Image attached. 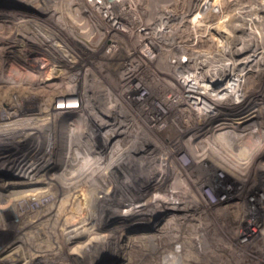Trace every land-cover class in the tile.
Listing matches in <instances>:
<instances>
[{
  "label": "bare ground",
  "instance_id": "bare-ground-1",
  "mask_svg": "<svg viewBox=\"0 0 264 264\" xmlns=\"http://www.w3.org/2000/svg\"><path fill=\"white\" fill-rule=\"evenodd\" d=\"M123 1L124 0H87L88 6H86L85 2L82 0V3L78 4L79 9L83 13H88L90 17L94 19L95 28H98L101 31V39L103 37L102 41L100 39V42L96 44V47H92L95 44L92 43L93 45L91 46L88 42L89 40L86 41L84 36L83 39L85 40V45H87L86 48L88 49L87 57L93 58L94 65L96 66H94V69L92 67H89L88 69H79V66H77V63L75 62L70 69L72 78L68 75L65 81V87L72 92H76L75 95H77V98L80 97L81 99L79 103L77 102V106H79L75 107L76 110L82 108L84 112L86 111L85 114L96 118L95 122L99 127L105 126L108 132L97 145L94 143V145L89 147V150H86H88V152L98 150L99 152L106 149L107 142L115 136L116 130L125 126V122L127 121L125 117L132 116V119L129 121L132 123L131 128H134V144L138 145L139 137L150 139L152 142L158 143V145L165 141H179L181 143L180 146H182L184 150L182 149V152L178 150L174 153L176 156H182V158L188 157L190 163L187 164L183 161L184 159L182 160L180 157L177 159L173 155V158H169L175 145L166 146L168 148L163 147V150L161 149L163 153H161V156H158L159 158L162 157L160 161H152V163L148 165L149 167L147 166V172H149L151 176L149 183L147 185H145V183L144 185H141L140 182H137L144 178V176H142L144 168L141 171L134 169L131 177L135 183L134 187L132 186V188H135V192L132 199H130L131 201H119L118 198L117 201L108 203L111 204L112 207H104L102 220L99 221L98 218L97 220L99 223L96 225L94 224L96 221L92 222L94 226H91L96 227L98 230L101 228L103 222L109 221L112 218H117V220L120 219L121 222L126 223L125 221H128L133 213H139V211L147 210L148 212L155 209L170 211L172 212L170 221H167L163 227H160L157 236H155L158 241L157 247L162 251L163 257L161 258L162 260L160 259L159 264L166 263L170 259H173L171 260L173 261L172 264H201L202 261L204 264H264V230L258 235L255 234L264 224V219L260 220L254 216H250L252 212L249 213L246 204L249 198L246 188L250 187L248 185L252 180L251 174L254 172L253 170L260 167L264 171V164L259 166L261 159L264 158V5L260 3L261 5L259 8V12L263 13V17L255 15L252 16L249 21L242 17V21H237L236 23H233L236 18H231L229 21L223 23L219 22L220 24H216L209 28L214 31L218 38L224 40V43L221 45L218 43L219 46L216 47V52H212L218 57L215 56L212 58L213 56L209 57L211 51H207L205 55H202V51L197 50L198 48H196L197 44L201 43L200 39L202 36L200 32L197 31L195 33V38H190L189 36L186 38L181 35H176L178 33L175 32L181 29L184 25L177 24L178 26H173L170 23L171 17L174 16L171 11L162 9V11H166L167 17H163L164 15L160 16V20L161 22L167 20V23L164 26L161 24L159 28L155 29L151 26L152 23L147 24L148 22L146 21L145 24L144 18L132 19L131 16L126 17L127 12L122 6L120 7L121 2ZM192 1L191 7L196 9L198 7V3L196 2L199 0ZM51 6L54 8L57 7L55 4L54 6ZM239 18L241 19V17ZM141 22L145 24L140 25L143 27L138 26ZM251 23H255L254 27H252L254 29L256 27L258 32H256L255 35L253 33L251 35L249 32L247 33L248 35H240L249 30L248 26ZM87 26L88 25L84 23V25H80L79 27L80 29L87 30ZM82 31L80 32L84 35L85 31ZM211 34L209 32V36ZM192 40L194 43L197 42V44L194 45L195 47L191 45ZM118 43L124 46H119ZM8 47L9 45H7V42L0 39V62L3 64L7 63L10 59ZM74 57L79 61V55L76 54ZM103 58H107L108 60V62L106 61L109 68L107 73L110 76L116 73L115 81L119 92L118 96L115 95L117 98L109 104L110 106L108 108H99L95 104L94 98L89 94L90 89L93 87V85L90 84L89 79H91L92 76L99 80V77L101 76L100 74L103 73V68L106 65L102 63ZM117 66L120 67L118 68ZM11 72L7 75L10 78L23 77L22 74H19V71L17 72L18 76L15 75L16 73L13 74ZM3 74L4 70H0V84L5 82L4 78L1 77ZM48 76L49 75L47 74L46 77H43L47 78ZM137 77L140 79L139 82L142 83V86L149 91V94H147L149 96L141 98L136 107H131L128 104L129 101L124 98L125 93L127 92L125 89L128 88L134 90L136 83L133 84V80L137 79ZM13 80L16 79L10 81L8 78L6 81H8V83H14L15 81L13 82ZM18 83H21V81L19 80ZM78 84H80L79 90L76 88ZM51 87L52 85L50 86L48 84V88L51 89ZM48 94H50V92ZM57 99L58 98H56V100ZM67 99L69 98L67 97ZM258 99H261V102L254 103V106L258 105V107L255 108L252 106V100ZM58 100L60 101V99ZM153 100H157L166 112L162 113L159 107H155L156 104L153 103ZM25 102L26 101L19 98L14 104H4L7 106L6 108L4 106L2 107V104L0 105V155L11 152V154L14 153L17 156L23 157L24 160L29 164H32V166L37 165L41 167L42 163H46L50 168L51 165L48 162L49 157H45L50 154L46 148L47 145L38 147V145L33 144L40 139L43 132L45 133V129L41 127V125L39 127L36 126L38 123L34 126L32 123L33 119H31L32 122L29 120L31 123L27 122V119H22L25 109H27L24 105ZM153 108L156 109L155 112L157 113V116L152 110ZM58 109L59 111L57 114L60 113L61 106H59ZM80 115L82 116V113ZM37 121L38 120H36V122ZM169 131H173L172 137L169 136L170 138H165V133L170 135ZM70 132L67 133L69 139H67L68 136L66 138L69 140V143L67 144L68 154L63 159L53 162H57L59 165L63 166V168L68 167L69 169V166L74 167L72 168L74 169V177L71 176V178H66L68 177L66 176L67 172L66 174L64 173L66 177L63 176V172H59V174L55 175V179L58 180L65 191L60 199L53 198L49 194V191H51L53 186L51 180H49L47 184H44L42 181L36 184L23 181L10 184L9 186L13 190V193L11 194L9 192V194H14V197L11 199L10 196L11 200L5 202L4 205L0 204V230H5V228H7L8 224L6 219L8 218L12 217L19 220V218L26 216L31 217L38 213V215H41L40 211L37 212V206L41 205L40 202L36 203L37 201H51V203L53 201H64L65 205L67 201L74 202L76 190L78 187L82 186L76 184L75 178L79 179L80 177L87 175L86 173H88L87 171L90 169V166H88L90 161H86L87 159L85 158L88 152L82 148L87 144L85 140L86 138L83 135H80L78 138L76 137V139H73L75 137L73 136L74 133L73 131ZM13 139H15V141ZM10 140H13L16 144ZM255 145L257 146L254 147ZM235 148L238 149L236 154L232 153L233 150L235 151ZM80 156L84 157L85 160L83 161L80 158V160L83 161L80 163V161H77L76 159L77 162L74 163L75 158ZM251 157H253L252 163H250ZM110 164L112 163L110 162ZM195 166L197 169H207L208 175L206 180H199L196 177ZM194 169L195 172L192 173ZM218 170L223 171L226 177H233L236 179L238 183L240 182L241 187L240 189L234 190L224 189L227 193V204L220 209L211 211L213 204L209 202L208 197L203 193V187L209 186L214 197L217 196V192L213 191L210 183L213 179H209V177L213 178ZM210 172H212V175H210ZM178 174L181 175V179H177L176 181L175 179L178 177ZM116 182H118V180ZM2 185L0 184V201L5 199V192H7V187H3ZM44 185L47 186L49 191L37 193L42 187H44ZM170 187H174V191H170ZM155 188V191L151 190ZM149 191L154 193L151 192L152 194H149ZM99 198L101 199V197ZM22 201H24V205ZM26 201H32L33 204L31 202L26 203ZM237 201H240L239 203H241V206L236 209L234 212L235 215H233V221H238V226L236 227V231H234L232 226L227 224L223 226L224 223H222L219 218L221 214L228 212L231 205H233V202ZM52 205L54 204L52 203ZM237 205L239 204L237 203ZM74 206L77 207L78 205ZM252 207L253 210L262 212L264 211V202L257 200V202L253 203ZM84 208H87L88 210V207L85 206ZM201 208L202 213H200L201 211L199 210ZM65 209L67 208L65 207ZM68 209H70V207H68ZM63 210L64 208L61 211ZM75 210H77V208ZM61 211L59 210L58 212L62 213ZM84 211L86 212V210ZM72 212L69 213V218H71ZM64 213L66 214L67 212L63 211V215ZM77 213V215H80L78 211ZM92 213L94 215V212ZM38 215H36V217ZM87 215L89 216V212ZM65 216L66 215H64V218ZM209 216H212L211 221L207 220H210ZM85 217L86 215L84 218ZM91 218L93 220L94 217L91 216ZM72 220L75 222V219ZM74 222H72V224ZM80 222L79 224H82V222ZM60 223H62L61 220ZM64 223H67V221ZM209 223L213 225L212 230L208 227ZM84 224L85 223H83V226ZM76 225L73 224L74 227H76ZM85 225L87 226V223ZM73 226H71V228H74ZM46 228H48V226ZM90 228H88V230ZM14 229L15 228H10V233H12ZM65 229L67 228L65 227ZM114 229L116 230V228ZM220 229L224 230V232H220ZM249 229L253 232L248 236L247 233L249 232ZM92 230L90 232H92ZM105 230H107V228ZM58 232L61 233L60 231H57V233ZM71 232L73 233V230ZM82 232H80V234ZM72 233H69V236L72 238L80 236L79 233ZM253 235H256V240H252ZM45 242L47 241L45 240ZM14 244V242H11L9 246L1 245L0 253L3 250L8 251L7 249H12ZM131 245L133 246V244ZM42 250L40 252H42ZM20 254L22 255V253ZM2 257L3 256L0 255V264H14V262L18 260L17 258L19 255L13 254L7 257ZM41 261L37 256H34L31 258L28 257V263L25 262L27 264H48L49 262L46 263Z\"/></svg>",
  "mask_w": 264,
  "mask_h": 264
},
{
  "label": "rangeland",
  "instance_id": "rangeland-1",
  "mask_svg": "<svg viewBox=\"0 0 264 264\" xmlns=\"http://www.w3.org/2000/svg\"><path fill=\"white\" fill-rule=\"evenodd\" d=\"M83 1L85 2L86 6H88L87 0H83ZM192 2H193L192 0H154V1L124 0L123 2H121L120 7L122 6L123 9H125V11L127 12L126 17L131 16L132 19L144 18L145 19V21L143 20L144 23L146 21L148 22L147 24L152 23L151 26H153V28L155 29L159 28L161 24H163L164 26L167 23V20L161 22L160 16L164 15L163 17H167L166 11H171L172 15L174 16L171 17L170 23L173 26L177 24L184 25L181 29L175 32L178 33L176 35L178 36L181 35L182 37L184 36L186 38H188V36L190 38H195L194 37L195 33L197 31L200 32L202 36L200 39L201 43L197 44V42L194 43L192 40L191 45L194 46L195 44H197L196 48H198L197 50L202 51V55H205L207 51H211L210 52L211 55L209 57L213 56L212 58H214L215 56L218 57L215 53L212 52L213 51L216 52L215 51L216 47L219 46V44L221 45L222 43H224V40L218 38V36L215 35L214 31L212 29H209L210 27H213L216 24H220L225 21H229L231 20V18H236V20H234L235 22L233 21V23H236L237 21L241 22L242 17L247 19V21H249L250 18H252V16L255 15H259L263 17L262 15L263 13L259 12V8L261 4L264 5V0H199L196 2L198 3V7L196 9L194 7H191ZM50 3L53 6L55 4V6L57 7L55 8L52 7ZM79 3H82V0H78V1L77 0H58V1L57 0L55 1L54 0L52 1L51 0H47V1L46 0H0V39L7 42V45H9L8 50L10 55L9 61L5 63L6 65L0 62V70H4V74L1 77H3L5 81L0 84V105L2 104V107L4 106L6 108L7 106L4 104H14L19 98L27 102V103L25 102L24 105L25 107H27L28 110L25 109L22 119H27V122L30 121L32 122L31 119H33L32 123L34 124V126L38 123L36 126L39 127L41 125V127L45 129V133L43 132L42 136H40V139L33 144L38 145V147L47 145L46 148L48 152H50V154L45 157L47 158L49 157L48 162L51 165L50 168L48 167V165H46V163H42L41 167L37 165L32 166V164L26 162V160H24L23 157L17 156L14 153L11 154V152H8L5 154L3 153V155L1 154L0 184L1 185L3 184L2 185L3 187H7V192H5L6 194L5 199H3V201H0V204L4 205L5 202H8L14 197L13 196L14 194L11 195L13 193V190L9 185L14 183H19L22 181L31 184H36L42 181L44 184H47V182L51 180L53 182L51 191H49L47 186L44 185V187H42L41 190L37 193L49 191L51 197L58 198L59 200L65 191L63 190L62 185L58 182V180L55 179V175L59 174V172L61 173L63 172L64 177L68 176L66 178H71V176L74 177L75 175L73 174L74 173V169H72L74 168L73 166L72 167L69 166L68 169V167L63 168V166L59 165L57 162L53 163L56 160L63 159L68 154L67 144L69 143V140L67 139H69V136L67 133L73 131L74 133L73 136H75L73 139H76V137L78 138V136L83 135L86 138L85 140L87 144L84 145L82 148L86 152H88L90 146L94 145V143L95 145H97L98 142L102 138H104V136L108 133L105 126L99 127V125L95 122L96 121L95 117L85 114L86 111L84 112L82 108L76 110L75 107L77 106V102L79 103L81 99L80 97H78L79 99L77 98V95H75L76 92H72L65 87L66 77L69 75L72 78V73L70 69L75 64V62L77 63V66H79L78 67L79 69L80 68L88 69L89 67L90 68L92 67L94 69V66H96L94 65V61H93L94 59L91 57H87L88 49L86 48L87 45H85V40L86 41L89 40L88 42L91 44V46L95 44L92 47H96V44L100 42L102 36L100 35L101 31L98 28H95L94 19H92L88 13L87 14L83 13L79 9L78 7ZM162 9H167V10L162 11ZM239 17H241V19ZM84 23L88 25L87 26L88 31L85 29H80L79 26L84 25ZM144 23L141 22L138 24V26L143 27L140 25H143ZM254 25L255 23L249 24L248 26L249 30L245 31L244 33H241L240 35H248L247 34L248 32L251 35L252 33L255 35L256 32H258V29H256V27L254 29L253 28ZM82 30L85 31L84 35L83 33L80 32ZM208 31L210 32V34L212 33L210 36ZM1 35L4 37H2ZM118 45L122 47L124 46L120 43H118ZM76 54L80 56L79 61H77L76 57H74V55ZM106 61L108 62L107 58L102 59V63L104 65L106 64L105 65L106 67L104 66L103 73L100 74L101 76L99 75L100 76L99 80L98 78L92 76L91 79H89L90 84L93 85V87L90 89L89 94L92 96V98H94L95 104L99 108L100 107L108 108L110 106L109 104H111V102L114 101L117 98L116 96H118L119 94L115 81L116 73L111 76L107 73L109 71L108 70L109 68L107 66ZM117 67L119 68L120 66ZM18 71L19 74L23 75L22 78H12V77L10 78L7 76L9 72L13 74L16 73L15 75L18 76L17 75ZM47 74L50 77L48 76L47 78H44L46 77ZM8 78L10 81H12V79H16V80H13V82L15 81L14 83H8V81H6L8 80ZM19 80L21 81V83H18ZM139 80L140 79H138V77L137 79L133 80V84L136 83L134 90L128 88L125 89L127 90V92L125 93L124 98L129 101L128 104L131 107L133 106L136 107V105L138 104L141 98H144L145 96L146 97L149 96L147 95L149 94V91L144 86H142V83H140ZM45 84L47 85V87ZM48 84L50 86L52 85L51 89L48 88ZM79 87L80 84L76 86L77 90H79ZM49 92L50 94H48ZM54 97L60 99V101L58 99L56 100V98ZM67 97L69 99H67ZM260 102L261 99L252 100L253 103L252 106H254V103L256 104ZM153 103L156 104L155 107L156 106L157 108L159 107L162 113L166 112L165 109L159 104V102H157V100H153ZM59 106H61L60 109L61 114L60 113L57 114V112L59 111L58 109ZM254 107L256 108L258 107V105ZM152 110L157 116V113L155 112L156 109L153 108ZM81 113L83 117L80 115ZM125 118L127 120L125 122V126L120 127L116 130L115 136L112 137V139L107 142L106 149H103L102 151L99 152L98 150L97 151L95 150L93 152L91 151L88 152L87 156L88 155L89 156L88 157L86 156L85 159H87L86 160L87 162L90 161L88 163L90 169L87 171L88 173H86L87 174L86 176L80 177L79 179L75 178L76 184H80L82 186L78 187V189L76 190V194L74 196L75 197L74 202L67 201L68 204L66 203L65 205L64 201H53L52 203L54 205H52L51 201L48 202L33 201L36 203L40 202L41 205L37 206V212L40 211L41 215H38L39 214L38 213L36 214L38 215L37 217L36 215H33L31 217L26 216L28 219L26 217H22L19 218V220L18 219L16 220L12 217H11L12 219L7 217L8 219L6 220L9 226L7 225V228H5V230H0V246L1 245L9 246L11 242H14L15 244L13 245L12 249H7L8 251L3 250L0 253L1 256L7 257L13 254L19 255V257L17 258L18 260L14 262V264H23V263L27 264L28 257L31 258L34 256H37V258L40 261L42 260L41 262L47 263L49 261L48 264H66V263L69 264H159L160 263V259L163 258L162 251H160V249L157 247L158 241H157V237L155 236H157L158 234L157 233L158 229H160V227H163L167 221H170V218L172 217V212L160 210V209L150 210L148 212L147 210L139 211V213L138 212L133 213L131 218H129L128 221H125L126 223L121 222L120 219L117 220V218L115 219L112 218L109 221L103 222V224H101L102 225L101 228L98 230L96 229V227H92L94 226L92 222L96 221L94 224L97 225L99 221L102 220V213L104 211V207L107 206L108 208L111 206V204L108 203L115 202L117 201L118 198L119 201H131L130 199H132L135 192V188H132V186L134 187L135 183L131 177L132 171L134 169L141 171L144 168L142 174L144 178L140 179L137 182H140L141 185H144V183L145 185H147L149 183V179L151 178L150 173L147 172V169L149 167L148 165L151 164L152 161L153 162L160 161L162 157L159 158L158 156H161V153H163L162 151L163 147L169 145L171 146L175 145V148L172 149L169 158H173L172 157L173 155L175 158L178 159L180 156L179 155L176 156L174 152H177L178 150L182 152L184 150L183 147L180 146L181 143L179 141H175V142L165 141L162 144L159 143L158 145V143H154L150 139L139 137L138 145L134 144L133 143L135 141L133 135L134 128H131L132 123L129 121L132 119V116ZM35 119L38 120L39 122L38 121L36 122ZM169 132L170 135H168V133H165L164 135L165 138H168L169 136L172 137L173 131L172 132L169 131ZM13 140L15 141V139ZM13 140L10 141L14 143ZM14 144H16V142ZM256 146L257 145H255L254 147ZM236 151H238V149L235 148V151L233 150L232 153L236 154ZM80 158L83 161L85 160L84 157L80 156L78 158H75L74 163L77 161H80V163L83 162L80 160ZM187 158L186 157L182 158V156L180 157V159L182 160L184 159L183 161H185V163L188 164L190 163V159ZM252 159L253 157H251L250 163L253 162ZM109 161L112 164H110ZM261 161L259 166L264 164V158H262ZM100 166L101 167L103 166L102 169ZM195 168H196V173H195L196 177L199 180H206L208 175L207 169L206 168L197 169L196 166ZM259 168H255L257 172L256 170H253L254 174L253 173L251 174L252 180L250 184L248 183L249 185L247 184L250 187L246 188L249 197L246 204L249 213L252 212L250 216H254L257 219L262 220L264 219V211L260 212L258 210H253L252 207L253 203L257 202V200L264 202V190H263L264 171L262 170V168L260 169ZM194 172L195 169L193 170L192 173ZM64 173L66 174V176ZM45 174L47 177L45 176ZM210 175H212V172H210ZM177 179H181V175L178 174V177L175 180L177 181ZM209 179H213L211 180L210 183L212 185L213 191L217 192V196L214 197L211 188L209 186L203 187L204 188L203 193H205V195L208 197L209 202L213 204V206L211 205L212 206L211 211L220 209L222 208V206L224 207L227 204L228 202L227 193L224 189L234 190V189H240L241 187L240 182L238 183V181L233 177L230 178L226 177L225 173L221 170H218L217 174H215L213 178L209 177ZM117 180L118 182H116ZM88 184L91 185L89 186ZM169 189L170 191L171 190L174 191L175 188L170 187ZM151 190L155 191L156 188ZM152 191H149V194L154 193ZM9 192L11 194H9ZM99 197H101V199ZM27 202L32 203V201H26V203ZM239 202L240 201L233 202L232 203L233 205H231L228 212L221 214L219 218L220 221L224 223L223 226L225 224L232 226V228H234L233 229L234 231H236V227L238 226V221H233V215H235L234 212L236 211V209L240 208L241 206V203ZM22 203L23 205L25 204L24 201H22ZM89 203L90 205L92 204L91 207ZM237 203L239 205H237ZM74 205L76 206L78 205V206L75 207ZM84 205L88 207L89 211L87 210V208H84L85 207ZM65 207L67 209H65ZM68 207H70V209H68ZM63 208H64L63 211L67 212L66 214L64 213V215H66L68 218L70 217L69 213L73 211L71 213V218L75 219V222L71 218L68 219L66 216L64 218L63 211H61ZM76 208L77 210H75ZM59 210L62 213H59L58 212ZM84 210H86V212ZM199 210L201 211L200 213H202V208ZM77 211L80 213V215H77L78 214ZM91 211L94 212V215ZM88 212H89V216L87 215ZM85 215L86 217L84 218ZM91 216L94 217L93 218L94 221L92 220ZM211 217L210 220L209 219L207 220L211 221ZM60 220L62 223H60ZM70 220L74 222L73 224L75 225L79 220L82 222V224H79L80 222L79 221L77 223V225L78 224L79 225L78 226L76 225V227H74ZM65 221H67V223H64ZM83 223L85 224L87 223L88 227L85 224L83 226ZM45 226L46 227L48 226V228H46ZM62 226H65L67 229H65V227ZM67 226H69L70 228ZM71 226H73L74 228H71ZM208 227L211 230L213 229V225L210 223L208 224ZM10 228H15L12 233H10L9 231ZM88 228L90 229L88 230ZM106 228L107 230H105ZM114 228H116V230ZM71 229L73 230V233L71 232L72 231ZM82 229L83 230L86 229V230L83 231ZM91 230L92 232H90ZM100 230H102L103 232ZM262 230H264V224L260 227L259 230L256 231L255 234L257 235L260 234ZM57 231H60L62 234L59 232L57 233ZM64 231L67 233H65ZM221 231L224 232V230L220 229V232ZM68 232L70 234L71 233L74 234V232L80 234V232H82L83 234L82 233L80 234L79 236L80 238L78 236L72 238L69 236L70 234ZM252 232L253 231L249 229V232L247 233L248 236L251 235ZM86 237L88 238V240ZM252 238H253L252 240L257 239L256 235H253ZM45 240L47 242H45ZM131 244H133V246ZM41 250L42 252H40ZM20 253H22V255ZM171 260L173 259H170L168 262L166 263L164 262L161 264H172L173 261ZM201 264H204L203 261L201 262Z\"/></svg>",
  "mask_w": 264,
  "mask_h": 264
}]
</instances>
